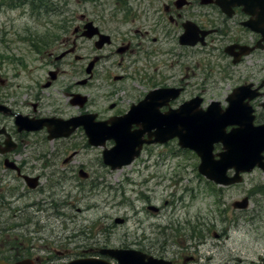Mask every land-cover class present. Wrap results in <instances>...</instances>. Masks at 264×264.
<instances>
[{
	"label": "flooded vegetation",
	"instance_id": "obj_1",
	"mask_svg": "<svg viewBox=\"0 0 264 264\" xmlns=\"http://www.w3.org/2000/svg\"><path fill=\"white\" fill-rule=\"evenodd\" d=\"M10 12L25 25L18 28L24 21L11 17L0 25V262L121 264L124 258L110 254L115 250L136 254L126 257L129 264H264V255H237V249L218 245L227 233L213 232L218 243H209L203 225L188 221L187 228L182 221L172 222L176 228L161 234L164 238L141 235L119 246L80 242L78 235L56 232L52 219L61 216L62 201L55 198L46 208L41 199L47 193V170L56 169L50 178L59 176L50 198L63 181L81 178L92 184L94 177L72 167L82 148H95L87 130L95 124L110 127L133 107L144 108L151 118L146 126L141 119L130 128L145 131L140 156L158 147L164 165L170 156L193 160V176L211 185L218 198L223 188L233 187L209 181L200 172V156L168 134L175 122L171 116L183 106L188 127L190 117L200 118L193 123L224 127L226 139L248 128L256 133L253 142L264 140V0H0V15ZM15 44L22 45L18 49L24 55L13 54ZM165 56L175 61L164 64ZM15 67L19 74L12 72ZM20 76L24 84L16 93ZM214 103L219 105L210 110ZM54 130L62 136L50 140ZM44 141L58 144L51 158L42 153ZM114 146L111 140L104 149ZM31 148L37 156L28 157ZM225 149L222 140L213 143L215 160ZM99 163L106 168L103 158ZM227 175L233 178L236 171ZM259 193V211L250 216L254 220L264 212V191ZM147 209L161 212L156 206Z\"/></svg>",
	"mask_w": 264,
	"mask_h": 264
},
{
	"label": "rangeland",
	"instance_id": "obj_2",
	"mask_svg": "<svg viewBox=\"0 0 264 264\" xmlns=\"http://www.w3.org/2000/svg\"><path fill=\"white\" fill-rule=\"evenodd\" d=\"M6 17L24 21L18 23V28L25 25L24 19H17L16 12H10L7 16L0 15V25L7 21ZM19 47L22 45L15 44L11 47L15 52L13 54L24 55L25 52L20 51ZM174 61L173 56L162 58L164 64ZM182 61L188 62V59ZM189 66L190 69L194 68L192 64ZM12 72L20 73L18 67L13 68ZM22 84L24 82L20 76L15 80L16 93L22 92L20 89ZM222 93L219 91L215 96ZM57 146L56 142L44 141L43 155L47 158L53 157ZM28 152V157H35L38 150L31 148ZM102 152V148H82L72 167L83 168L94 177L92 184L81 178L76 182L63 181L57 189L56 197L50 198V194L56 189L50 186L54 187L53 182L58 180L59 176L49 177V174L56 170L55 168L46 171L47 177L43 180V184L47 187V193L41 198L45 202L44 205H50L51 208L55 198L62 201L59 204L62 206L59 212L61 216H56V220L54 217L52 219L57 221L58 235L65 237L78 235L76 240L80 242L101 244L107 241L113 246H119L133 242L141 235L149 238H164L161 234L172 233L178 221H182L184 224L181 225L186 228L188 221L194 226L197 223L203 225L200 229L206 234L209 243H218L213 237V232L222 235L227 233V237L221 238L218 245H225L223 247L227 249H237V255L248 254L254 257L264 255V212H260L261 217L258 219L254 220L256 217H250L259 211L256 206L260 199L259 192L264 191L262 171L245 175L243 183L223 188L218 198L213 195L211 185L200 182L193 176L195 162L183 161L184 156L176 158L170 156L164 165L158 160L161 159V149L157 147L144 152L139 157L140 161H135L121 170L112 171L99 163L103 158ZM79 181L86 185H81ZM248 196L253 198L248 213L233 209L235 201ZM183 198L186 203L185 208L182 206ZM148 206L159 207L161 212L155 215L147 209ZM199 216L201 219L198 218ZM117 219H124L125 223H118ZM232 221H237L238 225L231 223ZM83 231L86 232L84 236L81 235ZM212 254L207 253V255ZM215 263L218 264L217 261Z\"/></svg>",
	"mask_w": 264,
	"mask_h": 264
},
{
	"label": "water",
	"instance_id": "obj_3",
	"mask_svg": "<svg viewBox=\"0 0 264 264\" xmlns=\"http://www.w3.org/2000/svg\"><path fill=\"white\" fill-rule=\"evenodd\" d=\"M218 105V103H214L212 107L214 108ZM148 106L150 107V105H147V107ZM156 106L155 109L157 108ZM158 107H160V104ZM132 109L133 110L127 115V117L123 119L124 121H114L111 123L112 126L110 127H108L107 124L106 126L105 124H99L94 126L95 128L88 129L90 138L89 142L93 146L103 147L106 145V142L110 140L115 142L114 148L106 149L103 153L105 164L111 166L113 170L121 169L123 166L131 164L140 155L142 146L146 142L142 139L145 131L139 130L131 132L130 128L132 124L139 125L141 123V119H143V124L146 126L147 124H145V120L149 121L151 118L148 117V119L147 116L142 113L144 108L134 107ZM171 117L174 118L175 122L174 125L170 127L168 136L178 137L182 147L191 148L200 156L202 160L200 172L209 180L217 184L229 186L243 182L242 174L250 173L256 167H260L264 170V160L262 157V152L264 151V140L253 142L251 138L256 137V133L252 134V129L240 128L237 132L232 133V135L229 134L226 139L224 127L223 129H220L217 125H210L206 122L199 124L193 123L195 119L200 120V118L190 117L192 123L191 126L188 127L189 122L185 120L187 114L185 113L183 106L174 116ZM201 120H203V117ZM70 124L74 126L72 122ZM49 126L53 125L50 124ZM165 133L166 132L164 131V134ZM261 133L264 134V131L262 130ZM66 135H68V133ZM234 135H238V139H234ZM54 136H61V133L57 132ZM213 136L217 139L215 140V138H212ZM50 138L53 139L54 137ZM221 140L226 143V150L220 155L221 159L217 161L213 155V143ZM148 143H152V141H148ZM232 168L236 171V176L233 178L228 177L227 175V171ZM82 176L86 177L84 173H82ZM234 207L246 209L248 207V199L234 203ZM150 210L156 211V208L150 207ZM117 222L121 223L123 221L117 220ZM110 251V254L120 260L124 258L122 261L119 260L121 264H129L130 262L126 259V257H134L136 255L131 252H125L123 253L124 255H117V251ZM71 264H78V262ZM81 264L109 263L103 261L99 262L96 260V262H82Z\"/></svg>",
	"mask_w": 264,
	"mask_h": 264
}]
</instances>
